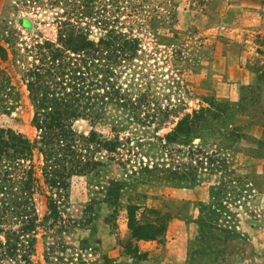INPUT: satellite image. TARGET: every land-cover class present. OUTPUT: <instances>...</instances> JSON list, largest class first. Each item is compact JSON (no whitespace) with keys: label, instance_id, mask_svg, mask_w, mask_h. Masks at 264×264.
Wrapping results in <instances>:
<instances>
[{"label":"rangeland","instance_id":"374dc122","mask_svg":"<svg viewBox=\"0 0 264 264\" xmlns=\"http://www.w3.org/2000/svg\"><path fill=\"white\" fill-rule=\"evenodd\" d=\"M2 48L0 128L41 138L28 72L85 115L59 188L38 148L0 153V184L33 171L38 214L21 233L0 189V264H264V0H0Z\"/></svg>","mask_w":264,"mask_h":264},{"label":"trees","instance_id":"16d2710c","mask_svg":"<svg viewBox=\"0 0 264 264\" xmlns=\"http://www.w3.org/2000/svg\"><path fill=\"white\" fill-rule=\"evenodd\" d=\"M82 38L83 42L75 41L69 38L71 39L70 42L72 43L68 46V48L77 53L80 51L89 53L92 50H101L100 47L104 43L107 46L110 45L109 42L101 39L95 47V44L91 43L88 38ZM127 42L130 41L126 40L125 44H127ZM130 47H132V45H130ZM0 55L3 59L7 58L3 48L2 50L0 49ZM37 69H39V67H37ZM34 73H27V76H29L28 87L30 90L32 104L35 107L33 124L41 131V138L32 142L30 139L25 138L22 134H16L11 128H0V153L4 152L5 149L10 145V140L13 141V143H11L14 145L12 163L13 166L14 164L18 166L22 165L21 161L23 163L28 160L27 158L32 155L34 148H38V150L44 155L45 167L43 166L42 168L44 176L46 179L49 177L50 180L48 179V181L59 188V185L63 183V181L58 180L57 178L61 176V179H64L65 177L69 176V174H73L76 172V165H78H70L65 164V162H61V159L57 158L58 154L60 155L59 150H61L62 147H66V150H71V146H74L72 141H75L76 134L72 125L76 119H79L85 115V111L79 104L77 106L74 104V102H76L79 98L72 101L69 96H67L69 95L67 92L65 93L62 91L59 92L61 93L59 94L51 92L47 89H42L41 91L40 89L36 90L33 84V79L35 78ZM30 78L32 79L30 80ZM6 82L9 83V80ZM8 89L9 91H6L7 93L5 92V94L10 98V92H12L11 90L14 89V86L9 84ZM0 100L2 99L0 98ZM91 138L92 136L89 137V139ZM62 155L63 154H61L60 157H62ZM6 174L12 175V172L9 171ZM7 179L9 180V184H0V189L4 188L7 191H11L13 195L11 206L13 210H15L14 213L16 216L21 217V219H27V223L24 224V226H26L22 227L21 233H27L25 231L34 230L36 227V220L38 219L36 205L34 202V182L37 178L34 176L32 170H26L25 177L14 175L8 177ZM1 181L2 178H0V183ZM45 219L48 220V215L45 217ZM130 228L133 231V237L138 239L154 237L157 233V230L160 229L154 223L139 224L136 226L133 222H130ZM11 233L13 236H16L15 238H12V234L11 236L9 234L6 235V243H9L8 248L17 249V243L19 244L21 242V233H19V235H17L15 231H11ZM27 242L28 244L32 245V239L28 238Z\"/></svg>","mask_w":264,"mask_h":264}]
</instances>
